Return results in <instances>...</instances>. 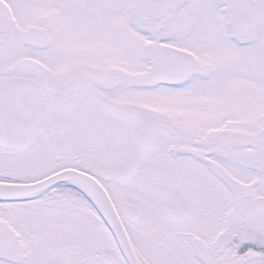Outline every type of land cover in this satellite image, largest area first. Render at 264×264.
Instances as JSON below:
<instances>
[{
  "label": "snow or ice",
  "instance_id": "1",
  "mask_svg": "<svg viewBox=\"0 0 264 264\" xmlns=\"http://www.w3.org/2000/svg\"><path fill=\"white\" fill-rule=\"evenodd\" d=\"M0 264H264V0H0Z\"/></svg>",
  "mask_w": 264,
  "mask_h": 264
}]
</instances>
